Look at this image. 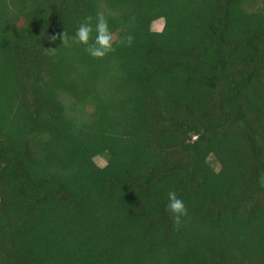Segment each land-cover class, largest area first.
<instances>
[{"label": "trees", "instance_id": "trees-1", "mask_svg": "<svg viewBox=\"0 0 264 264\" xmlns=\"http://www.w3.org/2000/svg\"><path fill=\"white\" fill-rule=\"evenodd\" d=\"M0 264H264V0H0Z\"/></svg>", "mask_w": 264, "mask_h": 264}, {"label": "clouds", "instance_id": "clouds-1", "mask_svg": "<svg viewBox=\"0 0 264 264\" xmlns=\"http://www.w3.org/2000/svg\"><path fill=\"white\" fill-rule=\"evenodd\" d=\"M61 46L75 47L84 46L87 55L93 60H102L114 51L113 32L108 19L104 13L97 12L95 17L89 15L79 24L74 35L69 36L66 32L62 34ZM127 45L131 46L133 37L126 38ZM168 209L172 212L176 223L180 224L182 217L187 215V208L182 199L175 192L168 194Z\"/></svg>", "mask_w": 264, "mask_h": 264}, {"label": "rangeland", "instance_id": "rangeland-1", "mask_svg": "<svg viewBox=\"0 0 264 264\" xmlns=\"http://www.w3.org/2000/svg\"><path fill=\"white\" fill-rule=\"evenodd\" d=\"M163 25H164L163 20H159V21L155 22L152 25V30L155 31V32H160L163 29ZM95 164L98 167H103V166H105L106 162H105V159H103L101 157L100 158L98 157V158L95 159Z\"/></svg>", "mask_w": 264, "mask_h": 264}]
</instances>
